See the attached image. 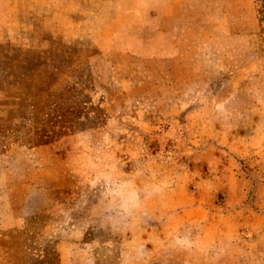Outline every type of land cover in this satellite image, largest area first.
<instances>
[{"label": "rangeland", "instance_id": "obj_1", "mask_svg": "<svg viewBox=\"0 0 264 264\" xmlns=\"http://www.w3.org/2000/svg\"><path fill=\"white\" fill-rule=\"evenodd\" d=\"M261 5L124 2L148 47L137 59L102 55L88 21L51 30L25 1L21 25L0 26V193L13 175L62 190L54 209L30 203L0 264L162 257L205 225L214 256L264 264Z\"/></svg>", "mask_w": 264, "mask_h": 264}, {"label": "crops", "instance_id": "obj_2", "mask_svg": "<svg viewBox=\"0 0 264 264\" xmlns=\"http://www.w3.org/2000/svg\"><path fill=\"white\" fill-rule=\"evenodd\" d=\"M25 1L26 3L35 1L48 8L42 21H45L46 25L49 24L51 30L70 25L71 21H78L77 24H80L81 21L84 23L88 21L89 26L94 25L90 32L93 34L96 46L106 57L141 59L149 56L148 47L143 43V38L135 32V20L129 18L128 10L119 11V5L123 6L124 2L127 4L130 0L113 3L110 5L111 10L106 11L100 10L96 6L98 3H92L91 10H94L95 14L89 20H85L84 16L80 14L81 10L86 7L85 0H0V26L21 25V22L24 21L21 11ZM147 5H151V3ZM51 178H53V174ZM19 180L17 181L14 175L9 177L5 183L3 182L5 188H3V193H0V252L11 235L20 230L22 219L26 214L33 212L30 209V203L42 202L41 206L45 209H54V203L59 199L62 190L55 186L52 179L47 183L49 188L45 191L41 189L36 191L35 183L29 176L20 182ZM24 206L27 209L26 213L23 212ZM211 232L210 225L192 227L189 232L185 231L186 234H190L189 242L187 243L185 240L184 231L181 232L166 256L160 257V253L153 258L147 248V251L142 252V255L136 259L131 258V254L127 252L121 264H168L169 261L173 264H234L237 258H231L230 254L228 258L213 255L209 240ZM241 249L245 251L244 246ZM61 257L63 263L73 264L69 254H62Z\"/></svg>", "mask_w": 264, "mask_h": 264}, {"label": "trees", "instance_id": "obj_3", "mask_svg": "<svg viewBox=\"0 0 264 264\" xmlns=\"http://www.w3.org/2000/svg\"><path fill=\"white\" fill-rule=\"evenodd\" d=\"M259 12L261 13V22H264V0H262L261 8L259 9Z\"/></svg>", "mask_w": 264, "mask_h": 264}]
</instances>
